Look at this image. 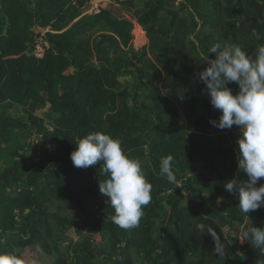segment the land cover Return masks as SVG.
<instances>
[{
    "label": "trees",
    "instance_id": "16d2710c",
    "mask_svg": "<svg viewBox=\"0 0 264 264\" xmlns=\"http://www.w3.org/2000/svg\"><path fill=\"white\" fill-rule=\"evenodd\" d=\"M225 41L249 54L264 45V0H0V251L35 258L37 245L55 264H264V252L231 235L246 216L224 185L247 176L237 144L209 123L221 112L212 111L197 75L206 67L201 53ZM71 67L73 85L64 74ZM128 73L132 85L122 83ZM47 103V132L62 139L64 163L29 157L33 130L54 146L33 114ZM95 131L146 161L151 202L134 228L113 223L99 191L109 178L103 162L77 168L70 159ZM168 155L174 182L160 173ZM246 215L244 229L264 227V207ZM199 223L221 236L225 256L214 253L209 234H198Z\"/></svg>",
    "mask_w": 264,
    "mask_h": 264
},
{
    "label": "clouds",
    "instance_id": "9594fccd",
    "mask_svg": "<svg viewBox=\"0 0 264 264\" xmlns=\"http://www.w3.org/2000/svg\"><path fill=\"white\" fill-rule=\"evenodd\" d=\"M215 54L214 58L209 54ZM206 67L197 75L206 88L213 108L220 110L218 120L209 123L218 129H240L237 140L238 170L247 180L238 177L225 183V189L238 194L239 209L247 213L264 207V45L249 54L242 46L232 42H216L206 53H201ZM239 90L234 94L230 83ZM70 159L77 168H86L103 162V171L109 177L99 183V191L109 198L114 209L113 223L122 229L138 226L144 215V207L151 202V184L147 180L137 158L130 157L119 138L95 131L80 138ZM174 157L161 159L160 173L170 182ZM198 234L207 233L214 242V253L225 256L226 246L217 231L204 223L196 225ZM264 252V227H246L238 236ZM0 264H26L16 251H0Z\"/></svg>",
    "mask_w": 264,
    "mask_h": 264
},
{
    "label": "rangeland",
    "instance_id": "374dc122",
    "mask_svg": "<svg viewBox=\"0 0 264 264\" xmlns=\"http://www.w3.org/2000/svg\"><path fill=\"white\" fill-rule=\"evenodd\" d=\"M129 71H131V70H129ZM74 72H75V69L71 67L64 73L66 76H68V80H69L70 85H73L72 84L73 78L70 77V75L73 74ZM121 78H122V83H124V84L132 85L134 83L133 76L130 73L121 76ZM63 91H64L63 89H58L57 91L54 90L53 91V99L57 100L63 94ZM50 107H51V104L47 103L45 105V107L35 108L33 114H36L39 118L43 119V122L46 126V129L44 130L43 133L48 138V140L51 139L52 142L54 143V146L52 147V149L48 148L45 139H41L43 135L36 134V132L34 130L30 133V136H28L27 137L28 139L26 140V142L30 143L32 146V150L29 151L30 160H31V162H35L36 164H39L41 162V160H50L53 163H64L65 161L67 162V160H68V157H66V155H64L65 150H64V146L62 144V139L59 137V135H53L52 136L51 134H49L47 132V130L53 131V127L50 124L48 117H47V114L49 112ZM217 110L218 109H215V108L212 109L213 112H216ZM52 111L53 112L58 111L57 104H55L52 107ZM226 132H227V134H229L230 139L232 140L233 144H237V140H238V137L240 135L239 127L234 125L233 128L226 129ZM139 160L141 162V166L146 163V161H144V160H141V159H139ZM190 198L191 197L189 195H187L186 202H189ZM55 210H57V207H51V211H55ZM92 210H95V209L92 208ZM3 213H5V211L3 209H0V215ZM1 220H2V218L0 217V222H1ZM251 220H252V216L246 217L245 223L240 225L237 230H233V232H231L232 237L237 239L239 245H242L244 242L242 243L239 240L238 236L240 235V233L244 229V227L250 223ZM83 232L89 238H94L95 240H97V242L101 241L100 238L98 237V235L96 234V232H94L91 228H85V229H83ZM67 235L70 238H72L74 241H76L78 238L74 229H69L67 231ZM32 249L37 253V256L35 258L29 256V254H27V253L21 254L23 259L25 260L26 264H55L54 263V257L43 252L39 248V246L36 245Z\"/></svg>",
    "mask_w": 264,
    "mask_h": 264
}]
</instances>
